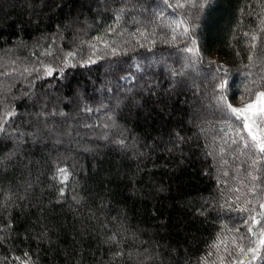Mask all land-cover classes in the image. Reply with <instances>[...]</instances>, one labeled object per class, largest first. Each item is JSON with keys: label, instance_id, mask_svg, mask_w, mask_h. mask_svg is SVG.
<instances>
[{"label": "trees", "instance_id": "1", "mask_svg": "<svg viewBox=\"0 0 264 264\" xmlns=\"http://www.w3.org/2000/svg\"><path fill=\"white\" fill-rule=\"evenodd\" d=\"M132 1L0 0V264L264 254V0Z\"/></svg>", "mask_w": 264, "mask_h": 264}, {"label": "snow or ice", "instance_id": "2", "mask_svg": "<svg viewBox=\"0 0 264 264\" xmlns=\"http://www.w3.org/2000/svg\"><path fill=\"white\" fill-rule=\"evenodd\" d=\"M205 2H207V0H205ZM164 3L168 5L169 8L173 7V5L169 3V0H164ZM176 7L182 8L184 7V4L180 3L179 0H177ZM180 23H184V21H180ZM177 27H179V24L177 25ZM184 32L187 33L188 29L185 28ZM173 39H175V37H173ZM192 43L195 44V41H192ZM185 51L193 52V49L187 48L185 49ZM49 75H51V70H49ZM221 88H223V84L221 85ZM227 108L230 110L232 114L236 115L238 119L241 118L243 119L244 121L243 126L245 129H248L249 136L251 137V140L253 142L251 147L258 148L261 153H264V134L258 136L253 131L254 127L259 129L260 124H264V91L257 92L255 100L250 103H246L244 107L237 108V107H233L231 104H227ZM255 118H259L260 123H257V119ZM3 131H4L3 127L0 126V132ZM233 143H235V141H233ZM249 146H250L249 143L245 141L244 147L248 148ZM60 171L61 173L64 174V180L66 181L67 174L65 170L60 169ZM253 179H256V177H253ZM261 207L264 208V204H262ZM241 210L243 211V209ZM250 219L252 220L253 223H259V221L255 219V217H250ZM248 231L252 232L253 230L251 227H249ZM259 244L260 246H264V240H261ZM235 246L239 248V251L243 256L248 258L247 264H251V262L257 260H259L261 264H264V254L260 253L259 246L249 247L246 250L242 247H239V245H235ZM229 255H231V253H229ZM234 264H246V262L244 260H239L234 262Z\"/></svg>", "mask_w": 264, "mask_h": 264}, {"label": "rangeland", "instance_id": "3", "mask_svg": "<svg viewBox=\"0 0 264 264\" xmlns=\"http://www.w3.org/2000/svg\"><path fill=\"white\" fill-rule=\"evenodd\" d=\"M126 3L130 6L131 10H132V18H138L140 17L141 15H153L154 14V10H143L142 7H140L138 4H136V2L132 1V0H126ZM104 82V80H103ZM91 85H95L93 83V80H91ZM204 85V84H203ZM99 89L100 87L99 86H96L95 87V92H99ZM207 105H208V110L209 112L211 113H214V114H219V106L217 105V103L215 102V99L211 98L208 100L207 102ZM102 108V107H101ZM256 119V118H255ZM255 132V131H254ZM258 136L261 135V133H258V132H255ZM59 177L62 181H64V174L61 173V171H59Z\"/></svg>", "mask_w": 264, "mask_h": 264}]
</instances>
